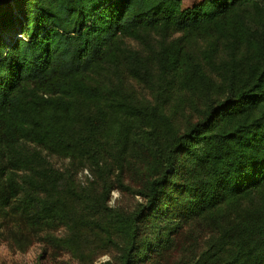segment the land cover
I'll use <instances>...</instances> for the list:
<instances>
[{"label": "trees", "instance_id": "trees-1", "mask_svg": "<svg viewBox=\"0 0 264 264\" xmlns=\"http://www.w3.org/2000/svg\"><path fill=\"white\" fill-rule=\"evenodd\" d=\"M263 2L0 0L3 222L15 218L36 233L69 215L63 199L49 197L68 175L43 163L39 151L77 153L99 163L102 121L93 113L114 122L120 110L106 112L101 89L81 77L112 57L117 40L157 28L210 31L244 5ZM261 58L248 84L207 103L195 122L152 151L158 172L139 192L144 202L121 220L127 237L121 264L133 263L137 226L148 217L201 218L215 226L212 251L189 256L182 249L167 264H264V203L249 210L236 203L264 192V52ZM93 104L101 109L92 110ZM143 245V253L161 255L171 240L166 235L158 248L147 240Z\"/></svg>", "mask_w": 264, "mask_h": 264}, {"label": "rangeland", "instance_id": "rangeland-1", "mask_svg": "<svg viewBox=\"0 0 264 264\" xmlns=\"http://www.w3.org/2000/svg\"><path fill=\"white\" fill-rule=\"evenodd\" d=\"M263 52L264 2L244 5L210 31L157 28L117 40L112 57L81 77L101 89L106 112L120 110L114 122L93 113L102 121L99 163L77 153L39 151L43 163L68 175L49 197L63 199L70 213L36 233L21 220L0 217V264H121L127 245L121 220L144 202L139 192L158 172L152 151L195 122L207 103L248 84ZM236 203L240 210L257 208L264 192ZM169 220L142 219L132 264H167L182 249L189 256L213 250L216 229L207 219ZM166 235L171 246L161 255L142 252L144 241L158 248Z\"/></svg>", "mask_w": 264, "mask_h": 264}]
</instances>
